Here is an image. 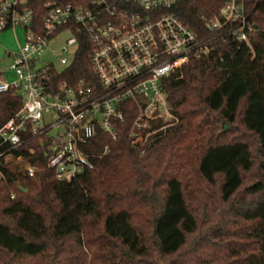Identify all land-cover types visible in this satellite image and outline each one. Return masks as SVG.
<instances>
[{
  "label": "trees",
  "instance_id": "1",
  "mask_svg": "<svg viewBox=\"0 0 264 264\" xmlns=\"http://www.w3.org/2000/svg\"><path fill=\"white\" fill-rule=\"evenodd\" d=\"M48 1L88 0H27L36 25ZM224 2L169 10L208 52L163 82L178 123L143 154L128 144L127 118L116 141L87 143L92 169L71 181L47 168L45 137L11 152L32 178L0 156V264H264V0H242L241 42L206 27ZM78 46L67 71L91 76L88 45ZM21 105L14 90L0 93V128ZM201 220L211 225L198 245Z\"/></svg>",
  "mask_w": 264,
  "mask_h": 264
},
{
  "label": "built area",
  "instance_id": "2",
  "mask_svg": "<svg viewBox=\"0 0 264 264\" xmlns=\"http://www.w3.org/2000/svg\"><path fill=\"white\" fill-rule=\"evenodd\" d=\"M176 1H48L45 15L36 25L27 0H0V33L17 28L25 32V44L16 53L6 54L12 60L15 80H0V93L14 90L22 99L19 111L0 128V146L7 145L0 156H11L27 136L45 137L49 143L47 168L57 182H67L92 169L85 153L87 143L98 133L116 141L117 126L127 118L128 144L140 154L163 137L178 123L168 106L163 82L180 74L190 57L208 52L169 13ZM219 18L207 24L209 31L224 29L237 41H246L242 0H225ZM235 23L237 28L225 29ZM63 34L67 37L56 63L40 62L49 44ZM79 39L89 48L91 76L86 73L77 78L67 69L75 59ZM22 171L29 178L34 176L28 163L23 162Z\"/></svg>",
  "mask_w": 264,
  "mask_h": 264
},
{
  "label": "rangeland",
  "instance_id": "3",
  "mask_svg": "<svg viewBox=\"0 0 264 264\" xmlns=\"http://www.w3.org/2000/svg\"><path fill=\"white\" fill-rule=\"evenodd\" d=\"M66 37L67 34H63L57 40L49 44L48 51H45L44 54L40 57V62L44 61L45 63H49V62L56 63V57L59 54L58 53L59 48ZM24 44H25V32L21 28H17L14 31L9 29L0 33V78L4 80L6 83H12L15 80L14 72L10 69L12 60L8 58L6 54L16 53L18 51V47L23 46ZM226 127H227L226 131L229 130L227 124ZM4 162L5 163L13 162V164L17 165L20 169H22L23 166L22 161L18 159H13L11 156H5ZM251 177L254 178V172L250 176V178ZM201 221L199 222L198 234L194 238L195 239L194 242L198 245H201L200 237L202 236V234L206 233L207 229L211 225V223H208L203 220Z\"/></svg>",
  "mask_w": 264,
  "mask_h": 264
},
{
  "label": "water",
  "instance_id": "4",
  "mask_svg": "<svg viewBox=\"0 0 264 264\" xmlns=\"http://www.w3.org/2000/svg\"><path fill=\"white\" fill-rule=\"evenodd\" d=\"M227 127L226 125L223 126L222 132L226 131Z\"/></svg>",
  "mask_w": 264,
  "mask_h": 264
},
{
  "label": "crops",
  "instance_id": "5",
  "mask_svg": "<svg viewBox=\"0 0 264 264\" xmlns=\"http://www.w3.org/2000/svg\"><path fill=\"white\" fill-rule=\"evenodd\" d=\"M0 80H2V79L0 78Z\"/></svg>",
  "mask_w": 264,
  "mask_h": 264
}]
</instances>
